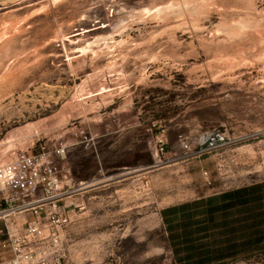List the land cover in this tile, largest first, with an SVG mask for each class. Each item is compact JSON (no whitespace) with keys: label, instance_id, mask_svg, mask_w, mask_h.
<instances>
[{"label":"rangeland","instance_id":"1","mask_svg":"<svg viewBox=\"0 0 264 264\" xmlns=\"http://www.w3.org/2000/svg\"><path fill=\"white\" fill-rule=\"evenodd\" d=\"M0 2V161L64 144L94 179L74 264H264L249 217L222 228L207 206L264 180V0ZM212 128L227 138L199 156L177 141ZM222 231L236 253L203 260Z\"/></svg>","mask_w":264,"mask_h":264},{"label":"built area","instance_id":"2","mask_svg":"<svg viewBox=\"0 0 264 264\" xmlns=\"http://www.w3.org/2000/svg\"><path fill=\"white\" fill-rule=\"evenodd\" d=\"M226 138L223 130L212 128L193 148L182 135L177 141L199 156ZM67 152V145L58 144L0 161V264H74L66 231L73 212L85 207L83 197L94 179H76Z\"/></svg>","mask_w":264,"mask_h":264},{"label":"crops","instance_id":"3","mask_svg":"<svg viewBox=\"0 0 264 264\" xmlns=\"http://www.w3.org/2000/svg\"><path fill=\"white\" fill-rule=\"evenodd\" d=\"M215 199H218L217 203H214L212 201ZM208 200L209 201L207 206L211 208V206L213 205L212 208L215 207L214 211L218 212V214L220 215L222 228L224 224H226V221L229 222L232 220H243V217L239 216H246L249 217L248 220L254 225L252 226V229L254 228L255 233L254 235L252 234V237H254L256 241H258L259 238H264V232H260L259 227V223L264 222V180L256 181L249 186L237 187L234 189L222 191L217 195V197H210ZM180 208L182 207L179 206L176 209H172L173 211H169L171 209H168V211H165V215L167 214L166 216L169 217L171 212L175 213V210L178 209L179 211ZM212 208L209 210H212ZM178 211V215L181 216L182 214H180V212ZM225 235H227V233H224L222 231L221 237H224ZM172 236L174 238L182 237L181 233H175ZM185 245L187 247H190L191 245L194 246L195 243L190 242L186 243ZM220 256L221 258L219 260H228L231 257L228 256L226 252L220 254ZM191 258L189 257L188 262L199 261L198 259H196L197 257H194V255H191Z\"/></svg>","mask_w":264,"mask_h":264},{"label":"trees","instance_id":"4","mask_svg":"<svg viewBox=\"0 0 264 264\" xmlns=\"http://www.w3.org/2000/svg\"><path fill=\"white\" fill-rule=\"evenodd\" d=\"M227 223V221H226ZM215 239V238H214ZM213 239V240H214ZM260 240V238H259ZM213 243H217V241H213ZM220 243V241L218 242V244ZM221 245V248H219V250L217 251L216 249H213L211 251H213V254L211 255V257H209L208 255L204 256L203 257V260L205 258H216V259H220L221 256L220 254L226 252L228 256H233L237 249H236V241L234 240V238H232V235L231 234H227L223 237V240H222V243H220ZM211 254V253H210Z\"/></svg>","mask_w":264,"mask_h":264},{"label":"bare ground","instance_id":"5","mask_svg":"<svg viewBox=\"0 0 264 264\" xmlns=\"http://www.w3.org/2000/svg\"><path fill=\"white\" fill-rule=\"evenodd\" d=\"M2 3V2H0ZM109 35V34H108ZM101 36V35H100ZM96 41L94 40H90L88 42H86L85 44L81 45L78 47V51L83 53V54H86V53H94L95 52V49L93 47V44L95 43ZM108 42V41H107ZM206 134H203L201 137H200V140H203L205 138Z\"/></svg>","mask_w":264,"mask_h":264}]
</instances>
